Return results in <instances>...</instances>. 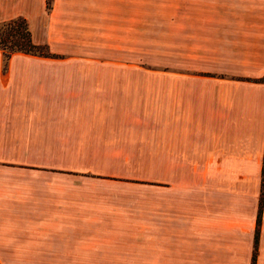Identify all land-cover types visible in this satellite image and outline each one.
<instances>
[{
  "label": "crops",
  "instance_id": "0c3cea01",
  "mask_svg": "<svg viewBox=\"0 0 264 264\" xmlns=\"http://www.w3.org/2000/svg\"><path fill=\"white\" fill-rule=\"evenodd\" d=\"M135 1L14 11L56 58L0 52V264H264V0Z\"/></svg>",
  "mask_w": 264,
  "mask_h": 264
},
{
  "label": "rangeland",
  "instance_id": "374dc122",
  "mask_svg": "<svg viewBox=\"0 0 264 264\" xmlns=\"http://www.w3.org/2000/svg\"><path fill=\"white\" fill-rule=\"evenodd\" d=\"M166 1L168 0H146L148 10L150 8H153L155 4L164 3ZM54 2L55 0H0V17H1L0 22L13 19L11 17L13 16L15 10L20 11L25 8H28L32 12H38L41 15L40 18L34 20V23L39 25L43 21L44 16H45V10H46L45 7L47 6L49 10H51L54 5ZM135 2L137 3L138 0H136ZM49 10H47L46 13H48ZM17 17L23 18L22 16H17ZM135 66L153 68V66H149L145 64H138V63H136ZM134 158L139 161L141 160V162L138 164V166L140 167V170L133 169L135 167L138 168V166L132 165V170L129 172H124V173L113 172L110 174H113L115 176L114 180H119L120 182L125 181V182L130 183V194L132 195V198L134 199V201L137 203V200L139 199V191H144L143 189L145 187L147 189L149 188L153 189L155 179H156L155 178L156 172L154 171V157L153 156L151 157L150 156L149 157H132V159ZM143 168H145L146 170L145 171L142 170ZM118 175L125 176L126 179L128 178V180L119 179L116 177ZM124 185L125 184H123V186ZM123 186H120V187L123 188Z\"/></svg>",
  "mask_w": 264,
  "mask_h": 264
},
{
  "label": "trees",
  "instance_id": "16d2710c",
  "mask_svg": "<svg viewBox=\"0 0 264 264\" xmlns=\"http://www.w3.org/2000/svg\"><path fill=\"white\" fill-rule=\"evenodd\" d=\"M46 11L49 8L45 7ZM0 52L3 56L4 67L12 54L20 53L40 58H56L52 55L46 45H36L32 43L31 35L25 19L16 17L4 22H0ZM260 81L264 82V78ZM264 178V166L262 168V184ZM259 220L256 221L254 233V243L257 239V227Z\"/></svg>",
  "mask_w": 264,
  "mask_h": 264
}]
</instances>
